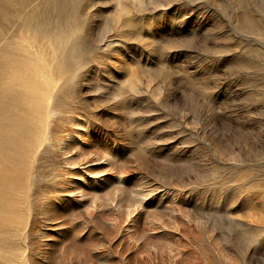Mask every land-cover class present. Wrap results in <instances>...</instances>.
Masks as SVG:
<instances>
[{"label": "rangeland", "instance_id": "rangeland-1", "mask_svg": "<svg viewBox=\"0 0 264 264\" xmlns=\"http://www.w3.org/2000/svg\"><path fill=\"white\" fill-rule=\"evenodd\" d=\"M22 82L0 264H264V0H0Z\"/></svg>", "mask_w": 264, "mask_h": 264}, {"label": "bare ground", "instance_id": "bare-ground-1", "mask_svg": "<svg viewBox=\"0 0 264 264\" xmlns=\"http://www.w3.org/2000/svg\"><path fill=\"white\" fill-rule=\"evenodd\" d=\"M8 61H6V65H10ZM10 62L13 61L11 60ZM4 63H5L4 61L3 63H1V67L4 66L3 65ZM5 68H3V72ZM5 70L7 71V69ZM27 78L29 79L24 82H28L30 80L29 76ZM24 82L19 84L21 87V91L18 92L16 91L11 93L7 91L6 93L3 90L4 93L0 92L1 93L0 94V193H2L3 189L5 188L4 186L5 178H9L11 176L9 175V172L14 170V168L16 167L17 168L22 167V169L18 168V171L19 169L21 171L23 170L22 171L23 173L25 172L24 170H26L22 166L25 164H21V162L20 163H16V162L19 161L17 160L19 156L24 155L26 146L27 145L29 146L30 136L32 135L33 133L32 131L34 129V126L30 121V116L32 114V111L34 112V110L37 108L36 101L41 96L40 95L41 92L39 93L36 91L37 93L36 94L34 92L36 89L35 90L33 89L31 92V89L26 88V86H28L26 85L27 83L24 84ZM22 86L24 90H22ZM20 98H23L24 100L23 103L20 101ZM18 174H20L21 176L22 173H18ZM24 174H22V176H25ZM24 178L21 179L19 178V179L22 180ZM7 191L9 192L11 190H7Z\"/></svg>", "mask_w": 264, "mask_h": 264}]
</instances>
